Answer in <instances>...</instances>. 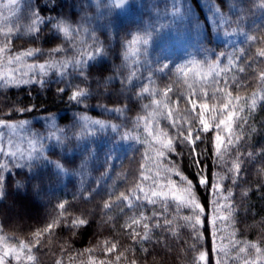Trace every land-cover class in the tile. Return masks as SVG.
<instances>
[{"label": "snow or ice", "instance_id": "obj_1", "mask_svg": "<svg viewBox=\"0 0 264 264\" xmlns=\"http://www.w3.org/2000/svg\"><path fill=\"white\" fill-rule=\"evenodd\" d=\"M126 3L127 0H113L114 7H122ZM252 8L264 13V0H252L251 8L246 13L234 4L224 20V32L229 33L233 25H236L232 28L233 32L240 30L242 16ZM3 9H9L7 16ZM0 21L4 23L0 27V90L29 85L44 87L57 73L61 82L65 76H69L89 85L90 65L107 54L104 42L87 25L64 20L57 21L49 29L56 32L53 39L57 42L47 50L37 46L44 21L39 10L31 8L27 0H7V3L0 4ZM82 34H87L91 43L83 39ZM247 38L261 46L254 50L251 44L248 49L233 47L232 51L214 53L212 58L189 57L171 68L165 62L145 76L140 69L146 63L152 32H137L124 40L122 61L118 67L107 75L104 67L96 69L98 92L107 93L109 85L116 82L130 89L136 85L130 94L138 100L147 101L140 105L143 114L128 116L125 115L128 105L113 108L105 105L106 112L119 113L124 117L121 123L93 120L85 113L77 117L81 132L73 135L81 139L111 129L120 141L139 143L145 147V152L141 154L142 162H138L132 185L118 194L116 191H106V198L96 205L102 212L118 208L119 215L115 219H123V223L117 225L119 232L111 239L106 237L83 253H77V256L88 254L87 261L82 264H149L155 246L161 243L159 234L174 232L172 225L178 219L183 220L185 227L190 229V239L193 241L188 246L192 254L191 264H212L213 251L216 253L215 264H264V247L261 246L264 239L256 242L235 239L237 233L233 230L228 234L227 247L219 245L205 249L200 244L201 239L208 241L218 235V223L235 229L234 222L241 205L235 200L234 189H240L242 198L257 191L264 198V182L261 180L257 179L255 188H242L240 183L246 170L255 169L258 176L264 174V160L261 159L264 149L256 150L254 139L259 129L254 127L252 119L257 108L264 106V33ZM25 39L32 42L18 47L16 41ZM28 44L32 46L28 47ZM74 50L75 55L71 59L58 58L61 53ZM166 71L169 72L168 83L161 88L154 77L156 72ZM68 83H71V79ZM66 88L67 84L58 91L63 92ZM183 88H186V92L181 91ZM90 95V86L81 88L76 85L68 99L81 104ZM181 101L184 104L182 108L179 107ZM34 110V104L19 108L0 106V203L8 196V177L15 175L17 170L23 169L25 172L23 179L15 180L14 196H27L29 191L38 192V186L31 183L28 175L36 161L53 165L58 175L70 171L61 161H53L46 155L47 141L54 140L61 145L68 138L66 130L56 126L54 116L47 117L53 130L44 135L31 131L25 119L9 118V113ZM206 138L211 148L198 150V145L204 143ZM178 146L188 148L187 154L196 168L195 181L169 159L170 156L183 154L177 151ZM205 153L215 156V166L223 173L217 171L214 175L212 172L209 174L204 164V160L208 159ZM110 159V154L106 155V162ZM257 163L261 164L260 168H255ZM87 165L88 158L85 157L80 165L82 182L83 170ZM173 176L178 179H173ZM244 183H247L246 179ZM226 184H230L231 188H226ZM200 186L207 189L208 195L213 198L210 213L198 192ZM225 192L227 195H224ZM81 199L91 200L93 193H82ZM157 205L160 206L159 211L155 210ZM149 206L151 214H147ZM56 208L57 212L50 216V222L25 234L23 239L17 235L20 228L9 232L0 222V264H12V261L15 264H37L38 257L33 251H40L41 237L45 233H50L63 221H68L66 227L69 230H79L89 224L93 215L99 214L75 207L68 201L59 202ZM70 208L74 211L69 212ZM182 210H187L189 214L180 216ZM77 212L79 214L75 215ZM112 219L108 218L109 221ZM209 224L212 229L210 236H204L201 228L205 231V226L208 228ZM154 236L157 238L154 239ZM145 244L153 245V249L142 247ZM94 252H102L106 258L97 261L92 255ZM138 252L144 253L143 257ZM229 252L236 255L231 256ZM74 259L69 257V260ZM54 264H64V261L62 258L55 259ZM151 264L159 262L153 258Z\"/></svg>", "mask_w": 264, "mask_h": 264}, {"label": "trees", "instance_id": "obj_2", "mask_svg": "<svg viewBox=\"0 0 264 264\" xmlns=\"http://www.w3.org/2000/svg\"><path fill=\"white\" fill-rule=\"evenodd\" d=\"M27 3L31 8L39 10L40 17L44 21L39 33V39L43 44L37 41V46L47 50L52 43L57 42L53 39L57 35L56 32L49 31V29L57 21L64 20L72 24L87 25L104 42L107 54L90 65L89 85L69 76H65L61 82L57 73L44 87L29 85L0 90V106L19 108L35 105L34 111L9 113L10 119L27 120L33 132L44 135L52 131V124L47 117L50 115L55 117L56 126L65 129L68 138L61 145H57L54 140L47 141L46 155L53 161H61L70 170L67 174L58 175L53 165L36 161L28 175L31 183L38 186V192L29 191L27 196L22 197L14 196L15 180L23 179L25 170H17L15 175H10L6 182L8 196L3 203H0V222L9 232L14 228H20L21 231H18L17 235L23 239L25 234L50 222V216L56 214V206L61 201H68L80 209L99 213L93 215L89 224L79 230H69L66 227L68 221H63L59 227L41 237L40 251H33V254L38 257L37 264H54L55 259L61 258L64 264H82L87 261L88 254L77 256V253H83L85 249L94 246L97 241H102L106 237L111 239L119 232L117 225L123 223V219L119 221L115 219L119 215L118 208L114 207L111 211L102 212L96 205L106 198V191H116L118 194L119 191L132 185L136 179L138 162H142L141 154L145 152V147L139 143L120 141L118 135L111 129L98 131L93 136H84L81 139L73 135L82 130L77 120L81 114L86 113L93 120L121 123L124 117L119 113L106 112L103 107L105 105L108 108L128 105L125 113L128 116L143 114L140 105L147 101L138 100L130 94L136 85L130 89L116 82L109 85L107 93L98 92L96 69L104 67L105 75H107L113 68L118 67L122 61L121 47L124 40L130 38L133 33L144 31L152 32V39L145 56L146 63L144 68L140 69L145 76L147 72L153 71L165 62L171 68L183 63L189 57L212 58L214 53L232 51L233 47L248 49L251 44L254 50L261 45L252 43L247 37L260 36L264 33V13L252 8L247 15L242 16L239 24L240 30L233 32L232 28L236 27L233 25L226 34L223 30L224 20L233 5L235 4L238 9L246 13L251 8L252 0H127L123 8L114 7L113 0H27ZM3 12L7 16L9 9H3ZM3 26V21H0V27ZM82 38L91 43L87 34H82ZM31 42L28 39L17 40L16 44L19 47ZM74 55L75 50L61 53L58 58L71 59ZM168 76L167 71L156 72L154 78L159 87L162 88L168 83ZM69 79H71L70 84ZM66 84L67 88L59 92L58 89L64 88ZM76 85L81 88L90 86L91 89L90 97L81 104L70 102L68 99ZM181 91L186 92V88ZM179 107H184L183 101L180 102ZM252 119L254 127L259 129L254 139L256 150L259 152L264 149V106L257 108ZM206 148H211L207 138L204 143L198 145V150ZM177 151L183 154L170 156L169 159L173 160L186 175L195 181L196 168L192 163V158L187 154L188 148L178 146ZM108 154L111 159L106 162L105 157ZM205 154L208 155V159L204 160V164L209 174L212 172L214 175L217 171L223 173L222 169L215 166V156L210 153ZM85 157L88 158V165L83 170L82 182L80 165ZM261 159L264 160V157ZM109 163L112 165L111 168H109ZM260 167V163L255 166V168ZM173 179H178V177L173 176ZM257 179L264 182V174L258 176L255 169L246 170L242 173L240 181L242 188H255ZM226 188H231V185L226 184ZM88 191L93 193V199L82 200L81 194ZM233 191L236 202L241 205L238 208L239 215L234 222L235 229L225 223H218V235L208 241L200 240V244L205 249L219 245L227 247L228 234L233 230L237 233L235 239H247L254 242L264 239L262 193L257 191L250 193L247 198H242L240 189ZM198 192L210 213L212 208L210 201L213 198L208 195L207 189L203 186L198 188ZM224 195H227V192ZM159 208L160 206L157 205L155 210L159 211ZM73 211L69 209V212ZM147 214H151V206ZM188 214L187 210L179 213L180 216ZM109 217L113 219L109 221ZM169 219H172V216H169ZM172 228L174 232L159 234L158 238L161 243L155 246V251L149 257V264L153 258L159 264H191L192 254L188 251V246L193 241L190 239V229L185 227L183 220L179 219L172 225ZM201 231L204 236H210L211 225L209 224L208 228L206 225L205 231L203 228ZM153 238L156 239L157 236ZM68 245L71 247L67 248ZM261 246L264 247V244ZM142 247L153 249L151 244H145ZM92 255L97 261L106 258L102 252H94ZM138 255L143 257L144 253L138 252ZM229 255L235 256L236 253L229 252ZM70 256L75 259L69 260ZM215 259L216 253L213 251L212 264H215Z\"/></svg>", "mask_w": 264, "mask_h": 264}, {"label": "rangeland", "instance_id": "obj_3", "mask_svg": "<svg viewBox=\"0 0 264 264\" xmlns=\"http://www.w3.org/2000/svg\"><path fill=\"white\" fill-rule=\"evenodd\" d=\"M5 3H7V0H0V4H5ZM123 7H125V5L120 8H123ZM12 264H15V261H12Z\"/></svg>", "mask_w": 264, "mask_h": 264}]
</instances>
